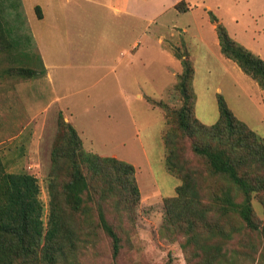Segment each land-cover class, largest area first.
Masks as SVG:
<instances>
[{
	"label": "rangeland",
	"instance_id": "obj_1",
	"mask_svg": "<svg viewBox=\"0 0 264 264\" xmlns=\"http://www.w3.org/2000/svg\"><path fill=\"white\" fill-rule=\"evenodd\" d=\"M40 1L42 0H0V160L6 172H26L36 177L45 227L50 200L49 178L53 173L55 174L54 140L59 112L48 115L50 117L47 118L42 112L51 94L47 84L39 78L42 65L37 32L38 27L43 24L40 22L43 17ZM55 1L57 0H54V5ZM74 1L58 0L59 8L63 13L60 16L61 31L57 32L56 36H60L61 41L64 28L71 29L73 25L80 28L78 18L82 11L74 10ZM178 3V8L184 10L187 8L184 0L176 4ZM240 5L236 13H244L243 18L246 20H243L246 22L251 20L252 28L255 30L254 45L253 42L250 43L255 48L250 47V50L264 58V0L244 1ZM244 5L249 7L248 10L243 8ZM197 13L204 34L208 37L209 52L219 53L220 50L215 47L216 45L214 46L210 32H207L212 21L210 22L205 15L201 17L200 11ZM192 14L193 12L181 14V20L188 21L192 18ZM226 17H224V25L230 36L236 39L233 36L236 33L234 21H231L230 15ZM98 21L93 19L91 27L97 26ZM194 25L196 26V23ZM247 25L250 27L248 22ZM88 33L92 36V30L87 29L86 35ZM154 35L157 33L154 32ZM158 35L162 50L159 66H154V71H158L159 74H154L153 77L155 90L157 92L160 88L161 94L148 93L141 99L129 98L131 100L126 105L127 113L122 102H118L120 105L116 104V107L121 108L118 112L119 115L122 114V121H126L128 140L119 143L112 137L113 135L108 134L109 129L88 130L89 133L80 130L82 138L86 141L88 136L94 144L86 143L84 148L87 151L101 157L112 156L135 166L139 188L138 199L134 203L123 200L120 205L111 201L104 206L106 217L118 235L119 251L117 255H113L111 238L101 229L94 228L97 218L96 210H93L92 219L80 218L76 233L71 235L76 244L73 251L68 252L69 244L65 240L63 248L68 255L63 253L60 255V261L58 258L52 264H209L202 258L204 252L195 248L196 244L204 241L202 233L206 234L210 241L226 240L221 245V255L216 256L213 262H217L213 264H264V236L259 231L254 233L236 231L239 225L236 216L228 217L225 223L221 211L214 209L211 210L212 220L196 221L191 225L190 221L177 214L178 207L184 208L186 203L181 200L176 202V187L182 183V179L175 172L170 171L165 164L164 159L168 153L165 138L170 143L169 147L173 150L175 160L183 166V169L196 171L195 181L196 177L198 181L200 180L197 182L196 191L204 203L227 182L222 181L219 175L209 172L206 159L193 150L196 143L207 142L217 145V137H213L211 132L205 134L203 130L194 128L192 123L188 132L183 131L176 124L174 117V111L183 103L180 93L174 87L177 78L171 76L173 71L177 75L182 69L180 58L174 54L178 52L185 57L186 46H193L201 52L203 44L199 37H192L186 32L181 33V28L170 25L167 20L161 24ZM170 54L175 56L177 64ZM199 59L195 60L196 73L191 82L194 93L192 115L203 124H214L219 117L217 95L220 94L233 114L250 127L264 143V90L257 87L259 94L257 93V98L254 100L252 96L246 95L243 85L239 83L238 89L232 83L231 76L224 73L219 61L211 57L210 62L204 63L199 62ZM191 63L193 65L192 61ZM16 68L22 70L30 68L35 73L31 76L26 75L25 71H22L25 74H18ZM248 77L249 82L255 85L256 81L249 75ZM220 80L223 86L222 92H216L215 85ZM96 86L93 84L89 92H92ZM93 100L94 98H91L90 102ZM93 102L96 104V101ZM100 104L96 105L100 115L97 113L95 115L110 117L104 104L101 106L103 112L100 110ZM112 106V103L108 104V107ZM110 114L117 116L113 111ZM132 134L136 136L131 137ZM108 137L112 138L109 140ZM57 171L56 189L65 178H68L70 172L68 160L63 162L60 159ZM119 199L125 198L121 196ZM251 204L255 221L261 229L264 226V202L253 196ZM128 206L132 207L131 210L127 209ZM90 224V228L96 231H91V234L80 232V225L89 227ZM215 226L231 229L232 234L228 237L219 232L211 234L209 231H215ZM196 227L201 230L197 239H195ZM184 244L188 245L187 252H185L187 248H183ZM223 255L225 256L222 258ZM219 260L223 262L220 263Z\"/></svg>",
	"mask_w": 264,
	"mask_h": 264
},
{
	"label": "trees",
	"instance_id": "obj_2",
	"mask_svg": "<svg viewBox=\"0 0 264 264\" xmlns=\"http://www.w3.org/2000/svg\"><path fill=\"white\" fill-rule=\"evenodd\" d=\"M178 5L179 3L175 8L183 11L184 8H178ZM208 13L210 20L215 24L221 53L234 61L264 90V59L231 37L225 25L212 11ZM174 55L180 58L182 66L181 72L176 75L174 87L183 100L181 107L174 111L175 122L183 131L188 132L192 123L194 128L203 130L205 134L211 132L213 137H217V145L196 143L193 150L206 159L209 172L219 175L222 181L227 182L204 203L196 191L197 182H200L197 177L195 181L196 171L183 169L175 160L173 150L169 147L170 143L165 138V146L168 148L165 164L182 179V183L176 187V202L181 200L186 203L184 208L178 207L177 214L194 225L196 221L212 220L211 210L219 209L225 223L228 217H237L239 225L236 231H259L264 236V226L260 229L255 221L251 204L253 196L264 202V143L250 127L233 114L220 94L217 95L219 117L214 124H203L193 116L194 93L191 82L194 67L187 53L185 57L178 52ZM22 71L28 76L35 73L30 68H16L18 74H25ZM56 127L53 156L55 174L49 178L50 200L45 227L36 177L26 172H6L0 160V264H52L58 258L60 261V255H68V252L71 253L76 247L75 239H72L71 235L76 233L80 218L91 220L93 210H96L97 218L94 228L101 229L111 238L113 255H117L119 251V238L106 217L104 206L111 201L120 205L123 200L134 203L138 199L135 166L112 156L101 157L87 151L74 125L66 121L60 112ZM60 159L63 162L68 160L70 172L68 178L56 189V173ZM85 161L87 163H84ZM209 190L210 188L207 191ZM121 196L125 199H119ZM131 208L128 206L127 209ZM90 227L91 224L89 227L80 225L79 229L80 232L89 234L96 231ZM196 231L195 239L199 237L201 230L196 227ZM209 232H219L226 237L232 234L231 229L227 230L221 226H215V231ZM193 233L195 234V231ZM202 237L204 241L196 244L195 248L203 251L202 258L213 264L217 262H213L216 256L221 255V245L226 240L210 241L204 233ZM65 240L69 244L68 252L63 248ZM183 248H187L185 252L188 251V245L184 244Z\"/></svg>",
	"mask_w": 264,
	"mask_h": 264
},
{
	"label": "crops",
	"instance_id": "obj_3",
	"mask_svg": "<svg viewBox=\"0 0 264 264\" xmlns=\"http://www.w3.org/2000/svg\"><path fill=\"white\" fill-rule=\"evenodd\" d=\"M178 1L180 0H75L74 10L82 11L78 18L80 28L74 25L71 29L64 28L62 31L64 35L61 34L62 41L60 36H56V33L61 31L60 16L63 13L58 0L55 1V5L54 0L40 1L43 14L40 22L43 24L38 27L37 32L42 65L39 78L47 84L51 94L42 109L46 118L56 112L62 113L64 119L74 125L84 145L94 144L88 136L85 141L80 130L89 133L88 130L109 129V135H113L112 137L119 143H125L129 136L126 135V121H122V114L119 115L118 112L121 108L116 107V104L120 105L122 102L126 112V105L131 100L129 98L141 99L145 94L160 92V88L157 92L155 90L153 76L159 74L158 71H154V66H159L162 50L158 33L161 24L166 20L170 25L181 28V33L186 32L192 37H199L203 44L201 52L193 46L185 48L193 62L194 75L195 60L200 58L199 62L205 63L210 62L213 57L220 62L224 73L231 76L232 83L238 89L240 84L243 85L246 95L252 96L255 100L257 93L259 94V86L255 82H253L255 85L251 84L248 75L243 73L235 62L225 57L221 51L219 53L210 51L209 57L208 37L205 36L197 17L199 15L197 11H200L201 17L205 15L210 20L208 12L212 11L224 24V17L230 15L236 28L234 31L236 33L233 34L235 40L245 47L249 46L247 47L249 49L250 47L254 49L255 47L250 44L253 42L254 45L255 41L252 22L247 20L249 27L243 18L244 13H236L241 7V2L250 0H184L187 8L183 11L175 8ZM243 8L246 9L247 6L244 5ZM188 12H193L192 18L188 21L181 20L180 15ZM93 19L99 20V24L94 28L91 27ZM211 23L207 32H210L214 46L220 50L215 24ZM87 29L92 30V36L91 33L86 35ZM154 32L157 35H154ZM237 33L239 35H236ZM171 56L177 64L175 56ZM140 76L143 78H139ZM171 76L175 78L176 72L173 71ZM219 82L215 85L216 92H222L221 80ZM93 84L97 86L89 92ZM78 94L81 95L77 96ZM91 98H94L96 104L90 102ZM110 103L113 104L112 107H108ZM97 104H100L102 112L101 106L104 104L110 117L96 116V113L100 115L96 108ZM111 110L117 116L110 114ZM78 126L83 129H79ZM113 130L114 132H111ZM134 136L136 134L131 135Z\"/></svg>",
	"mask_w": 264,
	"mask_h": 264
}]
</instances>
